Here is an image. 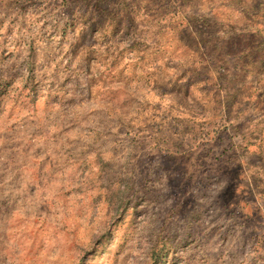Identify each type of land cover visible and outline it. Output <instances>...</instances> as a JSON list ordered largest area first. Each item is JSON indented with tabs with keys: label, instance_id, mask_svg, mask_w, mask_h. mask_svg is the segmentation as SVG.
Listing matches in <instances>:
<instances>
[{
	"label": "rangeland",
	"instance_id": "rangeland-1",
	"mask_svg": "<svg viewBox=\"0 0 264 264\" xmlns=\"http://www.w3.org/2000/svg\"><path fill=\"white\" fill-rule=\"evenodd\" d=\"M0 264H264V0H0Z\"/></svg>",
	"mask_w": 264,
	"mask_h": 264
}]
</instances>
